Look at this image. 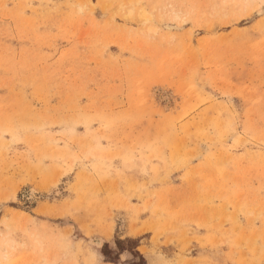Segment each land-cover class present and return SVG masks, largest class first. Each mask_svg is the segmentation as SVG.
Wrapping results in <instances>:
<instances>
[{
  "label": "rangeland",
  "instance_id": "rangeland-1",
  "mask_svg": "<svg viewBox=\"0 0 264 264\" xmlns=\"http://www.w3.org/2000/svg\"><path fill=\"white\" fill-rule=\"evenodd\" d=\"M0 264H264V0H0Z\"/></svg>",
  "mask_w": 264,
  "mask_h": 264
},
{
  "label": "trees",
  "instance_id": "trees-1",
  "mask_svg": "<svg viewBox=\"0 0 264 264\" xmlns=\"http://www.w3.org/2000/svg\"><path fill=\"white\" fill-rule=\"evenodd\" d=\"M130 243L134 244V241H128V242L118 241L117 242L118 249L119 250L124 249V246L127 244H130ZM107 248H108V246H105V248H104V254H106V255L108 254L106 252Z\"/></svg>",
  "mask_w": 264,
  "mask_h": 264
},
{
  "label": "bare ground",
  "instance_id": "bare-ground-1",
  "mask_svg": "<svg viewBox=\"0 0 264 264\" xmlns=\"http://www.w3.org/2000/svg\"><path fill=\"white\" fill-rule=\"evenodd\" d=\"M139 17L142 21H147L148 20V17L146 16V14L142 11L139 13ZM171 28V27H170ZM169 29V28H168Z\"/></svg>",
  "mask_w": 264,
  "mask_h": 264
}]
</instances>
